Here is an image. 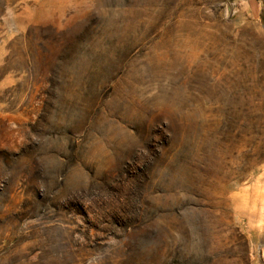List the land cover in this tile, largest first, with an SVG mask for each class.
Instances as JSON below:
<instances>
[{
	"label": "rangeland",
	"instance_id": "obj_1",
	"mask_svg": "<svg viewBox=\"0 0 264 264\" xmlns=\"http://www.w3.org/2000/svg\"><path fill=\"white\" fill-rule=\"evenodd\" d=\"M247 2L0 0V264H264Z\"/></svg>",
	"mask_w": 264,
	"mask_h": 264
},
{
	"label": "crops",
	"instance_id": "obj_2",
	"mask_svg": "<svg viewBox=\"0 0 264 264\" xmlns=\"http://www.w3.org/2000/svg\"><path fill=\"white\" fill-rule=\"evenodd\" d=\"M247 7L253 9L255 13H258L259 10L264 12V0L254 1V0H247Z\"/></svg>",
	"mask_w": 264,
	"mask_h": 264
},
{
	"label": "water",
	"instance_id": "obj_3",
	"mask_svg": "<svg viewBox=\"0 0 264 264\" xmlns=\"http://www.w3.org/2000/svg\"><path fill=\"white\" fill-rule=\"evenodd\" d=\"M229 13V7L226 8V14Z\"/></svg>",
	"mask_w": 264,
	"mask_h": 264
},
{
	"label": "built area",
	"instance_id": "obj_4",
	"mask_svg": "<svg viewBox=\"0 0 264 264\" xmlns=\"http://www.w3.org/2000/svg\"><path fill=\"white\" fill-rule=\"evenodd\" d=\"M254 1H260V0H254Z\"/></svg>",
	"mask_w": 264,
	"mask_h": 264
}]
</instances>
